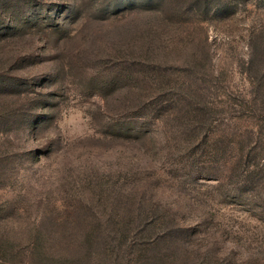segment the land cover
I'll list each match as a JSON object with an SVG mask.
<instances>
[{
    "label": "rangeland",
    "instance_id": "1",
    "mask_svg": "<svg viewBox=\"0 0 264 264\" xmlns=\"http://www.w3.org/2000/svg\"><path fill=\"white\" fill-rule=\"evenodd\" d=\"M45 233L264 264V0H0V264Z\"/></svg>",
    "mask_w": 264,
    "mask_h": 264
},
{
    "label": "trees",
    "instance_id": "2",
    "mask_svg": "<svg viewBox=\"0 0 264 264\" xmlns=\"http://www.w3.org/2000/svg\"><path fill=\"white\" fill-rule=\"evenodd\" d=\"M144 225H145V223H144ZM123 228H118L117 234H115L116 237H112V239L110 240V243H108L109 247L112 251H109V248L107 251L112 252V254L115 253L116 245H118L119 237L122 236L121 240L125 239V235L123 233H120L121 231H124V230H122ZM142 234H144V232ZM40 235H39L40 237L38 236V238H37L38 239L37 242H38V256L41 259V261H40L41 263L43 262L44 264H71V261H70L71 255L70 254H67V255L61 254L59 257L52 256V254L49 251H47V246H49V243H50L49 242L50 236L46 235V233L40 234ZM84 243H85L84 250L85 249L86 250L84 251L85 253L83 255V260L88 261L90 264L91 261H93V256H94L93 251H96V250L92 249L93 245H94V240L92 239V237L88 236ZM101 246H103V242H101ZM138 249H139V250H137L138 253L135 252L136 253L135 255H141L142 254V249L141 248H138ZM101 251L103 252V247H102ZM83 260H81V261H83Z\"/></svg>",
    "mask_w": 264,
    "mask_h": 264
}]
</instances>
